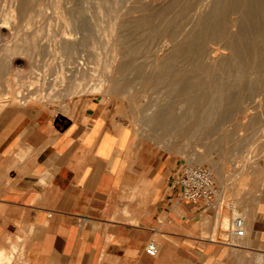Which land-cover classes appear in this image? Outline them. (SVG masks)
<instances>
[{
  "label": "crops",
  "instance_id": "1",
  "mask_svg": "<svg viewBox=\"0 0 264 264\" xmlns=\"http://www.w3.org/2000/svg\"><path fill=\"white\" fill-rule=\"evenodd\" d=\"M179 165L99 97L67 113L2 105L0 253L25 264H264V163L242 236L230 232L233 208L178 197Z\"/></svg>",
  "mask_w": 264,
  "mask_h": 264
},
{
  "label": "rangeland",
  "instance_id": "2",
  "mask_svg": "<svg viewBox=\"0 0 264 264\" xmlns=\"http://www.w3.org/2000/svg\"><path fill=\"white\" fill-rule=\"evenodd\" d=\"M29 1V6L20 9L22 22L16 21L13 24L14 28L10 29L6 36L7 40L0 41V47L14 43V35L24 32L32 36L34 41V47L31 44L26 45L27 51L23 54L11 55L8 51L4 53V49L0 48V72L2 70L0 107L13 105L67 113L79 98L99 97L103 102L111 105L117 120L122 125L129 126L136 138L150 140L153 147L165 150L169 156L173 155L178 164L191 162L208 166L215 178L219 198L223 204L221 207L232 204L235 215H241V209L251 208L262 185L264 163V52L261 55V63L255 59L251 51L255 43H259L264 48V41L254 36V28H251L247 35L245 34L244 42L240 43L237 38L235 39L237 46L247 49L242 61L234 59L229 52L230 49L220 40L206 43L203 52L200 53L201 57L189 60L172 54L174 43L169 38V33L176 31L182 36L192 27H196L198 18L209 10L210 0H184L181 9L168 7L172 0ZM11 2L12 0H0V14L7 10ZM234 13L236 12H229L226 20L230 33L237 36L238 28L235 21L239 15ZM142 17H148L150 23L135 25L134 20ZM113 19L117 21L114 22ZM258 20L250 22V27L255 26ZM151 27L160 29V33L151 35ZM262 29L264 33V24ZM68 30L71 32L68 36L74 39L72 52L57 47V37ZM3 55L11 60L4 58ZM167 56L170 58L168 61L173 73L182 75L181 77L187 82H202L203 86L200 89L191 91V95L198 96L196 97L198 102L194 103L193 107L184 101L177 91L169 92L166 81L158 79L159 63L167 59ZM69 59L84 62L83 66L94 75L91 79H87L88 84L86 82L82 92L71 93L68 90L69 71L66 73L65 71ZM71 68H74L73 65ZM63 75L66 78H62ZM214 81L234 82L228 89L233 97L232 103H223V111L226 109L228 116L220 120L219 111L211 118L210 124L203 122L196 129L193 122L200 116L205 119L206 116L201 113V109L212 99L210 84ZM177 88L182 89L179 86ZM197 91L199 93H196ZM18 92L22 95L20 96ZM164 108L175 110V113L181 117L178 128L170 127L169 130H165L150 121L157 110ZM189 125L191 129L187 130ZM205 142L211 146L208 152ZM16 257L14 254L11 255L10 261L0 259V264L17 262L24 264L21 257Z\"/></svg>",
  "mask_w": 264,
  "mask_h": 264
},
{
  "label": "bare ground",
  "instance_id": "3",
  "mask_svg": "<svg viewBox=\"0 0 264 264\" xmlns=\"http://www.w3.org/2000/svg\"><path fill=\"white\" fill-rule=\"evenodd\" d=\"M184 0H172L168 7L170 6L171 8L175 7V8H182V2ZM197 1V0H196ZM201 3V1H200ZM30 1L29 0H12V2L10 3V5L8 6L7 10L0 14V41L6 39V36L8 35V33L10 32V29L14 28V25L17 22L21 23L22 22V15L20 13V9H23L27 6H29ZM188 4V3H187ZM186 4V5H187ZM195 4V3H194ZM191 5V4H189ZM199 5V4H197ZM201 5V4H200ZM197 8V7H195ZM44 12V11H43ZM179 12V11H178ZM229 12H236L238 13V19L235 21V24L238 28L237 30V36L236 34L233 35L230 33V31L228 30V25H227V20H226V16L228 15ZM49 13V12H47ZM234 13V14H236ZM29 14V13H28ZM233 14V15H234ZM167 15V14H166ZM182 15V14H181ZM185 15V14H184ZM232 15V16H233ZM40 16V15H39ZM43 16V15H42ZM168 16V15H167ZM118 18V16H117ZM231 18V17H230ZM35 19V18H34ZM38 19H40L38 17ZM168 19V18H167ZM255 19H259L258 22H256V25L253 27H250V22L252 23L253 20ZM71 20V19H70ZM114 20V19H113ZM67 21L69 22V19H67ZM117 20H114V22ZM29 21H27L28 23ZM35 22V21H33ZM182 22V20H181ZM150 23V19L148 17H142V18H138L136 20H134V24L135 25H141V24H149ZM153 23V22H152ZM175 23V22H174ZM160 24V23H159ZM263 24H264V2L263 0H210L209 1V10L201 15L198 18L197 21V25L196 27H192L187 33H185L182 36H179L177 34L176 31H171V33H169V38L173 41L174 45V49L172 51L173 55H180L184 58H187L189 60H194L196 59L198 56H200V53L203 52L204 46L206 45V43L210 42V41H214V40H220L222 41L223 45L226 46L227 48L230 49V53L231 55L234 57V59L237 60H241L244 52L247 51L246 48L241 49L239 46H237L238 44L236 43L235 39L237 38L239 40V42L241 43L242 41L244 42L245 40L243 39L245 34L251 29L254 28V33L258 39H261L262 41H264V33H263ZM176 25V24H175ZM103 26V25H102ZM52 27V26H51ZM69 27V25H68ZM112 27V26H111ZM175 27V26H174ZM173 27V28H174ZM24 28V27H23ZM113 28V27H112ZM111 28V29H112ZM152 28V27H151ZM68 29V28H67ZM70 29V28H69ZM16 30V29H15ZM114 30V29H113ZM138 30V29H137ZM18 31V30H17ZM53 31V29H52ZM140 31V30H139ZM12 32V31H11ZM51 32V31H50ZM15 33H19V32H15ZM44 33V32H43ZM109 33V32H108ZM158 33H160V29H154L152 28L150 31L151 35H157ZM182 33V31H181ZM59 36V33H57ZM69 34H71L70 30H68L67 32L62 33L59 37H57V47L67 51V52H72L73 49V45H74V39L71 38L70 36H68ZM123 34V33H121ZM143 34V33H142ZM52 35V34H51ZM247 35V34H246ZM129 36V35H128ZM127 36V37H128ZM132 36V34H131ZM141 37V36H140ZM157 37V36H156ZM9 38V37H8ZM155 38V37H154ZM13 39V38H12ZM107 39V38H106ZM116 39V38H115ZM246 39V38H245ZM255 39V38H254ZM7 40V39H6ZM112 40V39H110ZM14 43L11 44H4L3 47H0L2 49H4V53H6V51L10 52L11 55H17V54H23L26 53V45H32L34 44V41L32 39V36H28L27 33H19V34H15L14 35ZM120 42V41H119ZM125 42V41H123ZM256 42V41H255ZM106 43V42H105ZM114 43V42H112ZM122 43V42H121ZM136 43V42H135ZM152 43V42H151ZM154 43V42H153ZM264 43V42H263ZM76 44V43H75ZM127 44V43H126ZM131 44V43H130ZM167 44V43H166ZM263 45V44H262ZM25 46V47H24ZM163 46V45H162ZM31 47V48H32ZM53 47V46H52ZM75 47V46H74ZM29 48V47H27ZM37 48V47H36ZM122 48V47H121ZM148 48V47H147ZM39 49V48H38ZM37 49V51H39ZM115 49V48H114ZM137 49V48H135ZM252 53L255 57L256 60L261 61L262 63V57L261 55L264 52V48L263 46H261L259 43H255L252 48ZM33 50V49H32ZM35 50V49H34ZM58 50V49H57ZM111 50V49H110ZM134 50V49H132ZM131 50V51H132ZM157 50V49H156ZM36 51V53H37ZM51 51V50H49ZM129 51V50H128ZM140 51V50H139ZM146 51V50H145ZM155 51V50H154ZM249 51V50H248ZM7 52V53H8ZM30 52V51H28ZM33 52V51H32ZM54 52V50H53ZM123 52V51H122ZM144 52V51H143ZM35 53V52H33ZM113 53V52H112ZM117 53V52H116ZM32 53H30L31 55ZM40 54V52H39ZM50 54V53H48ZM55 54V53H54ZM61 53H59L60 55ZM69 54V53H68ZM114 54V53H113ZM121 54V53H120ZM168 54V53H167ZM28 55V56H30ZM38 55V54H37ZM52 55V53H51ZM73 55V53H72ZM124 55V53H123ZM20 56V55H19ZM46 56V55H45ZM77 56V55H74ZM114 56V55H113ZM112 56V57H113ZM4 58H6L3 55ZM33 57V56H31ZM83 57V56H82ZM165 57V56H164ZM169 56H167V59L165 58V60H163V62L159 63V68H160V72L157 75L158 79H162L164 81L167 82V85L169 86V92H175L177 91L181 96L182 99L186 102H188L190 105H192V107L194 106V103L198 102V99L196 97L197 94L191 95V91L193 90H198L200 89L203 84L200 81H195V82H187L186 79L184 80L180 75L178 76L177 74L173 73V71L171 70V66L169 65ZM201 57V56H200ZM210 57V56H208ZM47 58V57H46ZM72 58V57H71ZM109 58V57H107ZM206 58V57H205ZM8 60H11L9 57L6 58ZM17 59V58H16ZM39 59V57H38ZM115 59V57H114ZM125 59V58H124ZM164 59V58H163ZM13 60V59H12ZM184 60V59H183ZM5 61V59H4ZM7 61V60H6ZM33 61V60H32ZM51 61V60H50ZM60 61V60H59ZM114 60L112 59V62ZM185 61V60H184ZM242 61V60H241ZM108 62V59H107ZM137 62V61H136ZM157 62V61H156ZM190 62V61H189ZM188 62V63H189ZM195 62H199V61H195ZM194 62V63H195ZM255 62V61H253ZM5 63V62H4ZM15 63V62H14ZM51 63V62H49ZM243 63V62H242ZM259 63V62H258ZM45 65V62L43 63ZM68 67L67 70L65 71V73L67 71H69L68 73V90L71 91V93L73 92H80L86 85L87 79H91L92 76H94L91 72L88 71L87 67L83 66L84 62L82 61H70L68 62ZM157 64V63H156ZM174 64V63H173ZM241 64V63H239ZM49 65V64H47ZM71 65H73L74 68H71ZM110 65V64H109ZM112 65V64H111ZM194 65V64H193ZM263 65V64H261ZM174 66V65H173ZM197 66V64H196ZM233 66V65H232ZM235 66V65H234ZM239 67V65H237ZM244 66V65H243ZM257 66V65H256ZM45 67V66H44ZM49 67V66H48ZM90 67V66H89ZM93 67V65L91 66ZM111 67V66H110ZM192 67V66H191ZM229 67V66H228ZM57 68V67H56ZM109 68V67H108ZM157 68V66H156ZM213 68V67H211ZM221 68V67H219ZM245 68V67H244ZM5 69V68H4ZM45 69V68H44ZM66 69V68H65ZM98 69V68H97ZM107 69V68H106ZM182 69V68H181ZM42 70V69H41ZM58 70V69H57ZM103 70V69H102ZM105 70V68H104ZM184 70V69H183ZM189 70V69H187ZM204 70V69H203ZM228 70V69H227ZM233 70V69H231ZM261 70V69H260ZM263 70V69H262ZM9 71V70H8ZM59 71V70H58ZM98 71V70H97ZM100 71V70H99ZM110 71V69H109ZM172 71V72H171ZM229 71V70H228ZM2 72V70H1ZM0 72V73H1ZM44 72V71H43ZM102 72V71H101ZM108 72V71H107ZM190 72V71H189ZM235 72V71H234ZM10 73V72H9ZM56 73V72H55ZM96 73V72H95ZM104 73V72H103ZM109 73V72H108ZM203 73V72H202ZM259 73V71H258ZM262 73V72H261ZM7 74V73H6ZM12 74V73H11ZM17 74V73H16ZM60 74V73H57ZM102 74V73H101ZM207 74V73H206ZM8 75V74H7ZM19 75V74H18ZM29 75V74H28ZM31 75V74H30ZM45 75V74H44ZM99 75V74H97ZM239 74H237L238 76ZM242 75V74H241ZM258 75V74H257ZM259 76V75H258ZM260 76H262V74H260ZM64 77V75L62 76V78ZM231 77V76H230ZM233 77V76H232ZM55 78V77H54ZM66 78V77H64ZM107 78V77H106ZM9 79V78H8ZM103 79V78H102ZM249 79V78H248ZM24 80V79H23ZM33 80V79H32ZM107 80V79H106ZM233 80V79H232ZM29 81V80H28ZM57 81V80H56ZM223 81V80H222ZM20 82V81H19ZM103 82V81H102ZM59 84V82H57ZM97 83V82H96ZM94 83V84H96ZM234 83V82H233ZM232 82H217L214 81L210 84V89L212 90V99L209 101L208 105L205 106L203 109H201V113H203L206 117L205 119H203V116L199 117L198 119L195 120V122H193V125L197 128H199L198 126L200 124H202L203 122L210 124L211 118L214 117L215 114H217L219 111L221 112V116H220V120L222 119H226L227 118V114L228 111L225 109L223 111V103L224 102H231L233 101V97L231 95V93L228 91V89L230 87H232L233 85ZM21 84V83H20ZM19 84V85H20ZM24 84V83H23ZM65 84V83H64ZM63 84V85H64ZM88 84V82H87ZM209 84V83H207ZM26 85V84H25ZM53 85V83H52ZM162 85V84H161ZM206 85V83H205ZM235 85V84H234ZM240 85V84H239ZM238 85V86H239ZM251 85V83H250ZM9 86V84H8ZM7 86V87H8ZM62 86V85H61ZM88 86V85H87ZM182 87V89H178L177 87ZM208 86V85H207ZM264 86V85H263ZM1 87V86H0ZM63 87V86H62ZM209 87V86H208ZM259 87V86H258ZM9 88V87H8ZM18 88V87H17ZM28 88V87H27ZM25 87V89H27ZM113 88V87H112ZM177 88V89H176ZM254 88V87H253ZM256 88V87H255ZM2 89V88H1ZM233 89V88H232ZM232 89L230 91H232ZM257 89V88H256ZM21 90V88H20ZM29 90V89H28ZM84 90V89H83ZM201 91V90H200ZM253 91H255L253 89ZM17 92V91H16ZM21 92V91H20ZM82 92V91H81ZM22 93V92H21ZM193 93V92H192ZM196 93H199L198 91ZM203 93V92H202ZM263 92H261L262 94ZM19 94V92H18ZM24 94V93H22ZM21 94V95H22ZM8 95V94H7ZM6 95V96H7ZM10 95V94H9ZM20 95V94H19ZM20 95V96H21ZM201 95V94H200ZM199 95V96H200ZM25 96V95H24ZM3 97V96H2ZM236 98V97H235ZM255 98V97H253ZM261 98V95H260ZM17 99V98H15ZM263 101H264V96H263ZM232 103V102H231ZM232 105V104H231ZM244 106V105H243ZM263 106H264V102H263ZM171 107V106H170ZM225 108V107H224ZM187 109V108H186ZM264 110V109H263ZM260 111V110H259ZM184 113V112H183ZM186 113V112H185ZM184 113V114H185ZM154 114V113H153ZM201 114V115H203ZM259 114V113H258ZM187 115V114H186ZM196 115V114H195ZM193 115V116H195ZM235 115V114H234ZM233 115V116H234ZM255 115V114H254ZM217 116V115H216ZM215 116V117H216ZM260 116V115H259ZM249 117V116H248ZM251 117V116H250ZM253 117V116H252ZM186 118V117H185ZM195 119V118H194ZM181 117L178 115V113H175V110L171 109V108H164V109H159L157 110V112L155 113V115L151 118V122L155 125L158 126L162 129L165 130H169L170 127H177L180 123ZM186 120V119H185ZM190 120V118H189ZM214 120V119H213ZM184 121V120H183ZM216 122V121H215ZM226 122V121H225ZM237 122V121H236ZM260 122V121H259ZM183 123V122H182ZM181 123V124H182ZM238 123V122H237ZM180 124V126H181ZM185 125V123H184ZM212 125V122H211ZM183 126V125H182ZM251 126V125H250ZM192 127V126H191ZM178 128V127H177ZM190 128V125L188 126L187 130ZM181 129V128H180ZM191 129V128H190ZM177 130V129H176ZM184 130V129H183ZM208 131V130H207ZM167 132V131H166ZM196 132V131H195ZM212 134V133H210ZM209 134V135H210ZM212 136V135H211ZM206 143V142H205ZM208 143V142H207ZM205 144L206 147V152H208L211 149V146L208 144ZM195 151V150H194ZM203 154V153H202ZM213 168L215 167V165H212ZM222 179V178H221ZM224 180V179H223ZM249 180V179H248ZM241 207V206H240ZM237 211V209H235ZM231 213V212H230ZM237 213V212H236ZM239 213V212H238ZM241 213V211H240ZM226 217V216H225ZM243 218V217H242ZM253 228V227H252ZM250 230V229H249ZM248 231V229H247ZM229 233V232H228ZM13 234V233H12ZM9 236V235H8ZM11 237V236H10ZM18 237V236H17ZM20 239V238H18ZM9 242L12 244V242L9 239ZM17 243V242H16ZM15 243V246H16ZM13 246V247H15ZM1 247V246H0ZM11 247V246H10ZM18 248V243H17V247ZM13 248V252L14 249ZM11 249V248H9ZM5 250V248H4ZM3 251V250H2ZM16 251V250H15ZM5 252V251H3ZM9 252V251H8ZM11 251V253H13ZM11 253H8L9 255ZM22 253V252H21ZM14 255V254H13ZM21 256V254H20ZM19 254L17 255L16 258L20 257ZM22 257V256H21ZM24 257V256H23ZM10 256H6L5 254H3L2 252L0 253V259H5L6 261H10ZM14 258V257H13ZM22 259V258H20ZM18 260V259H17ZM16 260V261H17ZM23 260V259H22ZM20 260V261H22ZM15 261V262H16ZM19 261V260H18ZM25 261V260H24ZM22 261V262H24ZM27 261V260H26ZM14 263V262H13ZM21 263V262H20ZM16 264H19V262H17ZM25 264V263H24Z\"/></svg>",
  "mask_w": 264,
  "mask_h": 264
},
{
  "label": "built area",
  "instance_id": "4",
  "mask_svg": "<svg viewBox=\"0 0 264 264\" xmlns=\"http://www.w3.org/2000/svg\"><path fill=\"white\" fill-rule=\"evenodd\" d=\"M171 185L181 200L191 203L202 201L205 208L215 212L223 205L219 198L214 175L211 169L204 164L182 162L172 177ZM226 206L233 208L230 203ZM230 232L236 236L243 235V219L240 215H234ZM145 251L148 255H157V243L154 240L148 241Z\"/></svg>",
  "mask_w": 264,
  "mask_h": 264
}]
</instances>
